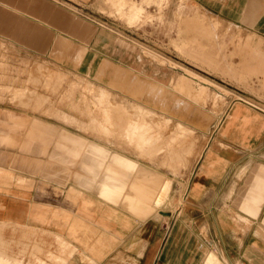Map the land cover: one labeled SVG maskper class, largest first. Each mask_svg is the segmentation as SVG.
<instances>
[{
  "label": "crops",
  "instance_id": "0c3cea01",
  "mask_svg": "<svg viewBox=\"0 0 264 264\" xmlns=\"http://www.w3.org/2000/svg\"><path fill=\"white\" fill-rule=\"evenodd\" d=\"M189 1L195 3V9L182 15L164 9V22L154 19L132 29L134 25L126 26L99 9L104 8L102 0H0V34L21 49L47 55L68 71L86 77L99 73L95 81L103 82L102 86L95 88L87 82L84 87L94 88L102 116L112 113L106 103L113 90L135 110L145 114L147 109L156 110L154 113L164 115V125L170 119L180 121L175 134L156 150L164 153L166 160L174 152L173 143L180 139L178 132L184 129L191 135L206 125L201 114L182 111L178 106H202L180 93V77L171 87L153 57L154 61L142 59L135 48L112 33L147 32L149 47L156 49L157 43L166 44L162 35L170 29L175 14L180 18L178 26L185 17L196 18V29L192 27L191 32L205 27L203 19L213 20L217 26L227 24L228 33L219 42L224 44L226 63L231 66L227 75L239 80L257 75L264 89V9H253V0ZM147 8L150 14L156 11ZM128 70L149 75L155 89L146 91L132 84ZM171 91L178 94L177 106ZM6 109L14 113L0 114V225H20L46 243L58 238L64 241L58 245L59 253L47 252L43 259L46 264H70L79 257L78 252L88 264H102L111 252L131 258L130 264H264L261 106L237 95L226 108L184 187L181 198L188 203L186 216L173 220L165 229L158 226L156 217L173 188L170 178L109 151L103 143L78 140L65 132L48 137L40 128L43 123H16V115L24 111L14 106ZM87 113L90 119L89 124H83L86 128L139 152L159 140L156 125L145 118L143 122L134 117L128 123L113 119L104 123L91 109ZM55 114L64 122L81 124L65 111L55 110ZM123 129H132L131 136L126 137ZM115 165L126 168L129 174L119 175L123 171L112 170ZM179 211L178 216L182 209ZM79 233L89 236L88 250L102 253L100 260L81 246Z\"/></svg>",
  "mask_w": 264,
  "mask_h": 264
},
{
  "label": "rangeland",
  "instance_id": "374dc122",
  "mask_svg": "<svg viewBox=\"0 0 264 264\" xmlns=\"http://www.w3.org/2000/svg\"><path fill=\"white\" fill-rule=\"evenodd\" d=\"M102 2L104 8L99 9L104 11L105 14L113 16L120 23L126 24V26L134 25L132 29L148 24L150 20L154 19L164 22L162 16L164 9L179 11V14L182 15V13L184 14V12L196 8L195 3L189 0H102ZM252 5L253 9H264V0H253ZM147 6H151V10L154 8L156 11L150 14V9ZM1 9L3 10L2 7ZM175 15L176 17L170 19L173 20L169 25L170 29L162 35V38L166 37V44L157 43L156 49L149 47L150 35L147 32L126 34L116 31L112 33L131 48H135L142 59L152 61L153 57L157 63V70H161L162 74L166 73L165 76L171 87L175 86L180 77L183 80L182 84L177 86L180 93L186 94L189 97H187L188 99L202 106V109L197 107L190 109L188 106L185 107L184 104L178 106L182 111L201 114L206 119V125L204 124L199 129H195L191 135H188L184 129L181 130L182 133L178 132L180 139L173 143L174 152L171 154L170 159L166 160H163L164 153L158 154L156 150L165 145L166 141L175 134V128L181 123L180 121L170 119L164 125L161 120L164 115L154 113L156 110L152 112L147 109V114L142 110H135L132 103H129L123 95L113 90L110 91L111 99L109 98L110 100L106 103L107 108L112 113L109 112L107 116H102L101 109L93 96L94 88L88 90L84 87L87 82L93 84L95 88L102 86L103 82L95 81L96 78H99V73L95 77H86L83 74L68 71L53 60L48 59L47 55L21 49L18 45L7 41L4 34H0V114L8 116L14 113L6 109L7 106H14V108L24 111V113L16 115L18 117L15 119L16 123L22 120V122L30 125L33 121H39L43 123L40 128L44 130L48 137L53 133L60 132L61 135L62 132H65L70 137L78 140H85L86 138V140H93L97 144L103 143V147L109 151L117 152L131 159L134 163L150 168L161 176L170 178L174 184L168 199L161 205V214L158 217L152 216L156 217L158 226H162L164 229L166 227L170 228L173 220L186 216L188 203L187 200L183 201L181 198L184 187L196 166L197 157L203 145L207 139L209 140L211 134L215 135L216 131L214 130L219 118L230 103L236 100L237 95H241L246 100L264 108V89L259 86L261 77L247 75L244 80H239L227 75L231 66L229 68L226 63L224 44L219 45V42L224 40L228 33L227 24L220 23L217 26L213 23L215 21L203 19L205 27H201L198 31L195 30V17L183 18L178 26L177 22L180 18L177 14ZM191 21L194 24H191ZM200 21L202 22V20ZM214 25H216L215 33H213L212 28ZM186 27L189 31H186ZM192 27L195 28L193 32H191ZM197 33L204 35L200 38L199 44L189 42L188 39H191ZM215 43L217 45H214ZM213 53H216V57H213ZM234 62L236 63V61ZM186 70L201 76L205 80L198 79L204 82L208 81L211 86L205 89L199 81L195 82L188 79L185 75L188 73ZM141 73L137 74L136 71L131 70L126 72L132 84L140 86L141 89L146 91L151 88L154 90L156 87L155 81L153 82L149 75L146 76L143 75V72ZM171 93L173 103L177 106L175 102H178L176 101V95L178 94L173 91ZM152 97L155 98L154 95ZM90 109L93 111L95 118L104 123H109L112 119L114 122L117 120L120 123H128L134 117H140L143 122L145 118L148 122L156 125L154 129L158 132L159 140L154 145L145 148L143 152H139L123 142L119 143L114 139L105 137L93 131L91 127L87 126L86 128L84 126L89 124L90 118L87 111ZM55 110L65 111L75 116L81 124L76 122V126L73 123L64 122L55 114ZM49 123L53 125L50 126ZM122 131L126 132V137L132 134V129L128 131L123 129ZM103 158L107 160L106 157ZM102 163L107 164L108 162L103 161ZM87 169L90 170L88 167ZM112 170L123 171L118 173L119 175L129 174L126 168L124 169L119 165L112 167ZM81 171L87 173L84 169H81ZM137 175L141 177L139 173ZM182 201L183 206L180 205ZM181 209L182 212L178 216L177 211ZM79 234H81L79 236L81 246L89 251V236L84 233ZM40 238L35 232L28 233L20 225L7 226L2 223L0 225V264H46L43 259L47 258V252L59 253V246L63 245L62 242L64 241L58 238L57 242L46 243ZM73 248L72 246L70 251ZM89 253L100 260L102 253L93 251H89ZM117 255L116 252H111L110 257L102 264H116L117 261L118 263L122 262V264H130L131 258L126 256L123 259L122 256L118 257ZM85 260L75 257V260L73 259L70 264H88Z\"/></svg>",
  "mask_w": 264,
  "mask_h": 264
},
{
  "label": "bare ground",
  "instance_id": "6f19581e",
  "mask_svg": "<svg viewBox=\"0 0 264 264\" xmlns=\"http://www.w3.org/2000/svg\"><path fill=\"white\" fill-rule=\"evenodd\" d=\"M202 36H204L203 34H199V33H197V34H194L192 37H191V39H188L189 40V42H193V43H197V44H199V41H200V38L202 37ZM189 44H191V43H189ZM188 73H186L185 75H186V77L187 78H189L190 80H192V81H195V82H197V81H199L201 84H203L204 86H210L211 84L207 81V82H204L203 80H205L204 78H202L201 76H199V75H197L196 73H194V72H192V71H190V70H186ZM184 73V72H183ZM198 78H200V79H203L202 81L201 80H199ZM214 86V85H213ZM204 88V87H203ZM207 88V87H206ZM205 88V89H206ZM207 91V90H206ZM208 144V140L206 141V143H205V146ZM205 146L203 147V149L201 150V152L203 153V151H204V149H205ZM200 152V154H199V156L202 154ZM80 251V250H79ZM78 254V256L81 258V259H86V257L83 255V254H81V253H77ZM85 254V253H84ZM86 255V254H85ZM208 256H210V255H208Z\"/></svg>",
  "mask_w": 264,
  "mask_h": 264
}]
</instances>
